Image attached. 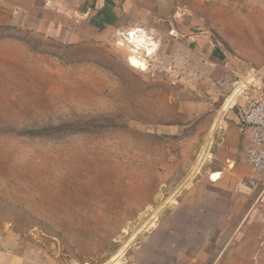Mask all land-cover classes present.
<instances>
[{"label":"rangeland","instance_id":"rangeland-1","mask_svg":"<svg viewBox=\"0 0 264 264\" xmlns=\"http://www.w3.org/2000/svg\"><path fill=\"white\" fill-rule=\"evenodd\" d=\"M174 2L171 22L151 0L119 27L84 19L80 40L20 19L0 24V255L14 264H179L149 235L187 184L197 113L221 90L201 57L211 46L189 36L222 43L240 60L242 84L253 85L264 77V0ZM140 26L149 38L128 34ZM140 35L150 58L133 47ZM131 54L146 65L131 66Z\"/></svg>","mask_w":264,"mask_h":264},{"label":"crops","instance_id":"crops-1","mask_svg":"<svg viewBox=\"0 0 264 264\" xmlns=\"http://www.w3.org/2000/svg\"><path fill=\"white\" fill-rule=\"evenodd\" d=\"M0 24H11L20 19L28 28L45 30L50 35H63L80 40L77 24L87 18H101L107 26H121L146 0H0ZM157 3L162 18L177 19L174 0H151ZM18 2V3H17ZM23 2V4H21ZM21 22V24H22ZM65 26V27H64ZM149 26L128 30L151 36ZM177 28L169 29V36H185ZM194 33L189 39L198 47H209L204 64L213 66L211 80L221 90L208 101V112L197 113V131L189 141L186 164L190 177L179 197L167 203V212L156 223L149 235L151 248L166 251L179 264H264V186L252 188L249 179L253 169L247 160L246 149L251 135L243 127L235 101L230 98L232 83L243 84L235 61L225 46L215 44L205 36ZM153 39V38H151ZM184 39H176L182 43ZM154 51L146 57L153 56ZM242 61V60H241ZM243 79V78H242ZM264 83V77L240 92L255 94L254 89ZM246 86V85H245ZM237 88V89H238ZM236 89V90H237ZM216 100H220L216 103ZM231 101V102H230ZM228 103V105H227ZM168 124L167 132L174 127ZM255 228L259 232L253 233ZM166 238H162V232ZM255 243L253 248L247 245ZM247 248V250H246ZM166 255L168 256V254ZM0 264H14L5 252Z\"/></svg>","mask_w":264,"mask_h":264},{"label":"built area","instance_id":"built-area-1","mask_svg":"<svg viewBox=\"0 0 264 264\" xmlns=\"http://www.w3.org/2000/svg\"><path fill=\"white\" fill-rule=\"evenodd\" d=\"M248 88L249 85H246L239 90L232 101H235L234 106L238 110L243 127L251 135V143L246 149V156L252 166L253 177L249 179L248 184L256 188L264 186V85L254 89L255 94H240Z\"/></svg>","mask_w":264,"mask_h":264},{"label":"bare ground","instance_id":"bare-ground-1","mask_svg":"<svg viewBox=\"0 0 264 264\" xmlns=\"http://www.w3.org/2000/svg\"><path fill=\"white\" fill-rule=\"evenodd\" d=\"M131 42H132L134 48H136L138 50H144L145 53L148 55L152 54L154 51V47H152L151 44H147V39H146V36H144V35H140V36L135 37ZM133 50L135 51V49H133ZM128 62L133 67H143L144 65H146V63L142 59H140L139 57H137L134 54H131L129 56ZM237 92H236L234 97L230 98L231 101L237 96ZM123 249H125V248H123ZM115 264H121V263H120V261H117V262H115Z\"/></svg>","mask_w":264,"mask_h":264},{"label":"water","instance_id":"water-1","mask_svg":"<svg viewBox=\"0 0 264 264\" xmlns=\"http://www.w3.org/2000/svg\"><path fill=\"white\" fill-rule=\"evenodd\" d=\"M252 82H248V83H246V84H243L241 87H239L235 92H234V94H232V96L234 95L235 96V94H236V92L238 91L239 92V90H241L243 87H245V85H247V84H251ZM227 105H228V103H227Z\"/></svg>","mask_w":264,"mask_h":264}]
</instances>
